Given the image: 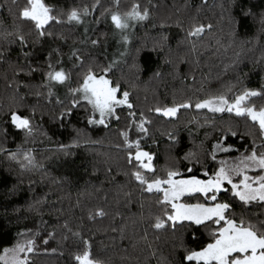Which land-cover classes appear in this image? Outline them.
<instances>
[{"label":"trees","instance_id":"obj_1","mask_svg":"<svg viewBox=\"0 0 264 264\" xmlns=\"http://www.w3.org/2000/svg\"><path fill=\"white\" fill-rule=\"evenodd\" d=\"M46 2L67 11L91 5L95 0ZM131 3L132 0H121V10H127ZM140 3L151 8L148 0H140ZM152 3L157 7L151 9L150 21L132 29L131 43L127 45L133 53L135 49L143 48L136 60L140 69L138 72L133 69L130 57L122 60L119 54L111 55L112 28L104 23L92 25L94 31L89 33L91 39H99L96 47L90 42L80 43L83 27L54 26L53 37L33 44L35 54L32 64L39 65L40 71L31 77L13 75L10 64H15L18 55L15 45L10 63H0V146L13 152L18 149L31 151L40 165L32 170H21L15 161L0 153V238L4 246H9L19 231H38L39 251L31 257L33 264H75L72 254L82 249V239L89 240L93 254L108 264H175L184 255L181 241L185 247L193 249L208 241L202 231L197 234L199 239L193 240L191 229L173 233L172 230L156 232L149 228V221L158 211L155 196L141 195L135 182H130L124 174L128 166L120 132L126 130L128 121L123 118L120 122L112 121L107 128L88 125V112L79 107L70 118L61 122L56 119L60 106L35 95L38 86L43 83L41 73L47 70V53L54 48L60 49L64 67L71 70L74 76L80 75L89 65L103 68L113 59L121 61L109 74L110 78L120 80L132 92V103L143 111L157 104L171 105L174 98L193 95L196 89H201L197 95H203L224 91L232 85H236L237 89L241 86L260 89L264 85V25L261 23L264 19V0H152ZM100 4L110 7L111 0H100ZM15 10L11 0H0V39L5 29L12 30ZM249 10L253 14L245 15ZM93 16L99 17L100 10ZM230 17L236 21L235 36L229 34L232 29ZM166 19L170 25L166 30L168 46L163 52L152 51L153 42L161 31L159 24ZM177 19L182 22L179 27L175 23ZM194 22L212 25L202 38H195L196 53L190 52V45L185 39L189 25ZM153 24L157 26L153 27ZM34 40L33 35L30 43ZM73 47L80 49L83 68L74 69L73 62L68 60ZM55 60L54 54L53 63ZM157 71L161 75L153 78V73ZM14 81L32 85L31 89L21 88L19 91V96L26 97L28 111L35 108V131L32 136L26 137L25 133L13 130L3 121L16 97ZM253 102L261 105L264 99L253 98ZM16 103L20 101L16 99ZM126 111H121L122 117ZM205 114L212 116L206 112L197 114L195 110H181L179 119L171 121L152 116L154 123L149 126L148 135L142 138V147L155 154L154 165L158 174H162L174 158L190 149L196 150L201 141H205L206 133L209 137L216 135L210 122L204 127H197L193 121L195 117L196 121L204 124ZM221 116L225 121L231 119L227 113L217 114V122H220ZM238 123L239 131L243 133V120ZM174 127L180 129V144L176 147L171 146L166 134ZM3 128L8 129L6 138L2 134ZM214 142L209 139L204 147L207 149L209 143ZM249 142L250 138H230L228 143L240 148V151L219 154L218 159L239 155L244 151L241 145L246 147ZM74 144L78 146L61 149V145ZM184 165L187 161L180 165L181 171ZM127 192L133 193L130 200L125 195ZM97 208H104L108 215L89 220V212ZM249 211L264 210L252 208ZM66 221L72 232H80L81 237H74L62 228ZM145 229H148L147 241L141 238ZM53 230L56 232L55 239L43 245L42 239ZM63 236L68 238L62 239ZM53 248L57 249L55 253L51 252Z\"/></svg>","mask_w":264,"mask_h":264},{"label":"snow or ice","instance_id":"obj_2","mask_svg":"<svg viewBox=\"0 0 264 264\" xmlns=\"http://www.w3.org/2000/svg\"><path fill=\"white\" fill-rule=\"evenodd\" d=\"M148 4L151 8L142 5L140 0H132L127 10H121V0H111V6L106 8L100 4V0H95L91 5L64 11L50 6L46 0H23V3H20V0H11V5L16 10L12 30L5 29L3 38L0 39V63H10L15 45L18 55L15 64H10L13 75L31 77L40 71L39 65L32 64L35 54L33 44L53 37L54 26L83 27L80 43L90 42L96 47L100 41L91 39L89 33L94 31L92 25L104 23L112 28L113 35L118 36L122 43L123 50L119 51V56L122 60L130 57L133 69L138 72L140 69L136 60L143 48H137L133 53L127 45L131 43L132 29L138 24L150 21L151 9L157 5L153 4L152 0H148ZM11 10L9 8L10 12ZM97 10H100V16L94 17L93 14ZM252 14L250 10L245 13ZM89 17L93 19L89 20ZM175 23L178 27L182 24L179 19ZM261 23L264 25V19ZM229 24L232 26L229 34L235 36V19L230 17ZM156 26L153 24V27ZM168 27L170 25L167 19L160 22L161 31L153 42L152 51L163 52L168 46ZM211 28V24L198 22L189 25L185 39L190 45V52H197L195 38H202L206 30ZM33 35L35 40L30 43ZM79 52L80 49L73 47L68 55L74 69L83 68L84 65ZM120 62L113 59L103 68L95 64L89 65L80 75L74 76L71 70L64 67L60 49L54 48L47 53V70L41 73L43 83L38 86L39 90L35 95L37 98L44 97L48 103L55 102L60 106L61 110L56 119L61 122L70 118L73 111L79 107H84L88 112V125L107 128L112 121L120 122L122 118L128 121L126 130L120 132L128 166L124 174L130 182H135L141 195L147 193L155 196L154 203L158 211L149 221V228L156 232L172 230L173 233L181 229H191L193 240L199 239L197 234L201 231L208 237V241L198 249L185 247L181 241L184 255L175 264H264V211H249L252 208L264 210V104L257 105L253 102V98L264 99V85H261L260 89L246 86L237 89L236 85H232L224 91L207 92L203 95H197L201 89H196L193 95H185L182 99L174 98L171 105L157 104L143 111L132 103V92L125 88L120 80L110 78L109 74ZM160 75L159 71L154 72L153 78ZM14 83L16 97L3 121L13 130L25 133L26 137L32 136L35 131V108L28 111L25 105L26 97L19 96L21 88L31 89L32 85H21L18 81ZM60 88L66 89L64 98L58 95ZM16 99L20 101L19 104ZM22 108L24 111H21ZM124 110H127L126 115L122 117L120 113ZM181 110L212 114L211 117L204 115V124L196 121L195 117L193 121L197 127H204L210 122L216 135L209 137L206 133L205 141L211 139L215 142L209 143L206 149L205 141H201L196 150L190 149L182 156L174 158L172 164L163 169L162 174H158L154 165L155 154L142 147V138L148 135L149 126L154 123L153 115L170 121L177 120ZM224 113L229 114L231 119L225 121L221 116L220 122H217L216 115ZM241 119L245 126L243 133L239 131L238 121ZM133 130L143 135L131 139L130 132ZM179 132V127H174L166 133L172 147L180 144ZM2 134L6 138L8 129L3 128ZM189 135L192 133L189 132ZM230 138H250V142L246 147L241 145L244 151L239 156L218 160L219 154L240 151V148L228 143ZM74 146L78 144L61 145V149L67 150ZM0 153L15 161L21 170L40 167L31 151L18 149L13 152L0 146ZM185 161L187 165H184V170L181 171L180 165ZM125 195L130 200L133 193L127 192ZM107 215L108 212L104 208H97L89 212L88 219L95 220ZM62 228L74 237H81L80 232H72L67 221ZM39 235L38 231L33 232L31 229L19 231L14 242H9V246H4L0 238V264H33L31 257L39 251ZM55 237V230L48 232L47 238L42 239L41 243L46 246ZM141 238L148 240V229H145ZM81 242L82 249L72 254L75 264H108L106 260L93 254L89 240L82 239ZM56 251V248L51 249L52 253Z\"/></svg>","mask_w":264,"mask_h":264},{"label":"rangeland","instance_id":"obj_3","mask_svg":"<svg viewBox=\"0 0 264 264\" xmlns=\"http://www.w3.org/2000/svg\"><path fill=\"white\" fill-rule=\"evenodd\" d=\"M80 27V26H79ZM110 46H111V55H115L114 53H116L117 55L119 54V51H121L122 49V43L119 41V37L118 36H114L113 35V30H111V41H110ZM65 94H66V89H63V88H60L59 89V93L58 95L61 97V98H64L65 97ZM143 134H138L135 132V130H133L132 132H130V138L131 139H136L138 138L139 136H142ZM241 154V153H240ZM239 154V155H240ZM237 155V156H239ZM235 156V157H237ZM231 158H234V157H231ZM230 157L229 158H222V159H231ZM219 160V159H218ZM250 175L253 174V173H249Z\"/></svg>","mask_w":264,"mask_h":264}]
</instances>
